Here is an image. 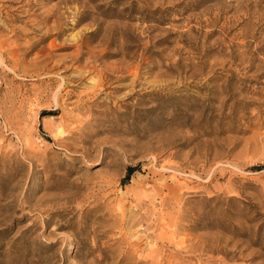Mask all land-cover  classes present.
I'll return each instance as SVG.
<instances>
[{"label": "rangeland", "instance_id": "1", "mask_svg": "<svg viewBox=\"0 0 264 264\" xmlns=\"http://www.w3.org/2000/svg\"><path fill=\"white\" fill-rule=\"evenodd\" d=\"M1 44L0 264H264V0H0Z\"/></svg>", "mask_w": 264, "mask_h": 264}, {"label": "bare ground", "instance_id": "2", "mask_svg": "<svg viewBox=\"0 0 264 264\" xmlns=\"http://www.w3.org/2000/svg\"><path fill=\"white\" fill-rule=\"evenodd\" d=\"M95 10H96V12H97V10H98V7L96 6L95 7ZM95 13V12H94ZM100 14H104V11H100ZM62 17H63V13H61V12H59V10L58 9H52V10H50L49 12H47V15H45V16H43V17H41L40 18V20H42V23H46V22H48V21H50L51 20V22H52V24L49 26V27H47L42 33H41V35H40V38L39 39H43L44 37H45V35H46V33L47 32H50V31H53L54 33V36H55V38L53 39V40H51L50 42H49V44H48V48L50 49V51H52V50H56V49H64V48H66V46H65V44L66 45H68L67 44V40L68 39H66L65 37H63V35H64V31H65V28L62 26V24L60 23L61 22V20H62ZM64 18V17H63ZM38 22V21H37ZM65 26V25H64ZM116 29V28H115ZM32 30H35V31H38V32H41L42 30H37V29H32ZM98 30H99V28L98 27H95L93 30H91V31H93V32H95V34L94 35H92L91 36V38H94V37H97L99 34L101 35V39L102 40H104V42L106 43V44H111V41H112V37H113V35H114V28H112V27H110L109 25H108V27H106L104 30H102L103 32H104V34H103V32L100 30L99 31V33H98ZM112 34V35H109V34ZM16 34V33H15ZM14 34V35H15ZM109 36V37H108ZM90 38V37H89ZM61 40V41H59L60 43H56V40ZM111 40V41H110ZM73 41V40H72ZM70 44V43H69ZM11 45V43H9V42H7V49H6V51L8 50V49H11V51L9 52V55H10V53H14V51H17L16 49H18L19 47L17 46V48H15V47H11L10 46ZM1 47H3L2 46V44L0 45V48ZM121 48H123V46L121 47ZM27 49V48H26ZM79 49V48H78ZM77 49V50H78ZM1 52V51H0ZM25 52V51H24ZM73 53V52H72ZM16 54L14 53L13 55H10L9 57H7V59H8V61L10 62V64H12V65H17L18 64V59L16 58V56H15ZM49 56H51L52 57V55H49ZM6 59V58H5ZM64 59L65 58H63V60H62V58H60L59 60H58V64L60 65V62H64ZM73 59L74 60H76V61H79L80 59H81V52L80 51H78L77 53H76V56L74 57L73 56ZM0 63L1 64H3L4 63V60L2 59V54H0ZM10 70L11 71H13V72H15V70L14 69H11L10 68ZM57 96V95H56ZM55 95H54V99H55V101L57 102V100H56V97ZM58 104V103H57Z\"/></svg>", "mask_w": 264, "mask_h": 264}]
</instances>
